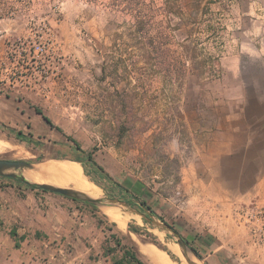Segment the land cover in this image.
<instances>
[{"label":"rangeland","instance_id":"rangeland-1","mask_svg":"<svg viewBox=\"0 0 264 264\" xmlns=\"http://www.w3.org/2000/svg\"><path fill=\"white\" fill-rule=\"evenodd\" d=\"M4 91L41 114L23 131L0 122V158L77 161L94 191L137 211L144 202L187 243L208 228L198 189L209 131L224 121L264 130V0H0ZM16 145L30 159L10 157ZM127 226L139 232H123L124 244L188 264L170 235L139 216Z\"/></svg>","mask_w":264,"mask_h":264},{"label":"crops","instance_id":"crops-1","mask_svg":"<svg viewBox=\"0 0 264 264\" xmlns=\"http://www.w3.org/2000/svg\"><path fill=\"white\" fill-rule=\"evenodd\" d=\"M8 94H0V122L18 124L23 131L24 122L38 114ZM207 147L208 188L198 191L207 192L201 195L207 197L208 228L187 237V243L203 264H264V130L224 121L209 131ZM237 208L241 210L235 212ZM130 216L125 230H113L94 206L0 176V264H113L123 248H132L142 264L159 263L156 255H145L148 243H140L142 248L124 244L123 232L129 240L134 234L129 220L138 218ZM157 252L168 258L165 264H177L165 251Z\"/></svg>","mask_w":264,"mask_h":264},{"label":"bare ground","instance_id":"bare-ground-1","mask_svg":"<svg viewBox=\"0 0 264 264\" xmlns=\"http://www.w3.org/2000/svg\"><path fill=\"white\" fill-rule=\"evenodd\" d=\"M8 155L10 157L17 158V159L18 158L19 159H30V156L32 154L29 151H27L24 148V146L16 145V146L9 147ZM35 170H39V171L41 170V172L44 171L45 172L44 174H46V176H43L42 174L34 173ZM21 176L28 182L38 183V184L46 183V185H49L52 187L70 189L74 191L76 194L86 197V198L95 199V200L102 198V192L101 194H99L98 192L94 191L93 187L90 186L88 179L81 173L80 164L77 162L52 160V161H48V163L43 165V167L41 168L33 165L30 170H23L21 172ZM100 209H101L102 214H104L107 217V219L115 223L118 229L122 231L125 230L126 221L131 214H127L121 211L120 208L113 207V206L111 207L102 206L100 207ZM132 241L134 244L142 248V246L139 245L140 243L137 240L132 239ZM175 247L182 255L181 250L176 244H175ZM146 248H147L146 249L147 251L145 253L146 256L151 258V255H156L157 257L162 259V260H159L160 261L159 263L156 261V264H165V262L167 263V261L165 260H167L168 258L163 259V257H166V256L161 255L160 253L157 252L161 250H159L152 244H148ZM163 254L166 255L165 252H163ZM186 261H188V263L190 264H202L201 261H198L193 256H190L188 259H186Z\"/></svg>","mask_w":264,"mask_h":264},{"label":"water","instance_id":"water-1","mask_svg":"<svg viewBox=\"0 0 264 264\" xmlns=\"http://www.w3.org/2000/svg\"><path fill=\"white\" fill-rule=\"evenodd\" d=\"M55 160L68 161L65 159H55ZM73 162H77V161H73ZM77 163H79V162H77ZM33 165L34 164L29 162V161L10 160V159L0 158V176L5 177V178H9V179L17 180V181L23 183L24 185H35L40 190L59 194L63 197H67V198L76 200L78 202L94 206L96 208H100L102 206H104V207L113 206V207H119L121 209V211H123L127 214L138 215L140 218H142L143 221H145V222L151 224L152 226L156 227L161 232L166 233V234L170 235L171 237H173L176 240V245L181 250V253H182L185 261L190 256H193L198 261H201V259L197 258L194 255L193 251L188 246V244L185 242V240H183L178 234H176L172 231L171 226H169L168 224H165V223H159V222L154 221L152 219L153 215L151 213H149L147 210H143L141 208L140 204H138V205H139L140 209L142 210V212H141V210L137 211V210L133 209L132 208L133 205H130L127 201H122L120 199L109 198L107 196L102 195L101 199L95 200V199H90V198L80 196L70 189L56 188V187H52V186H49L46 184H38V183L28 182L27 180H25L21 176V172L23 170H30ZM19 171H21V172L19 174H16V172H19ZM86 178L88 180H90L98 188H100L99 185L96 184L94 181H92L90 178H88V177H86ZM131 202L133 204L134 201H131ZM186 262L188 263V261H186ZM188 264H190V263H188Z\"/></svg>","mask_w":264,"mask_h":264},{"label":"trees","instance_id":"trees-1","mask_svg":"<svg viewBox=\"0 0 264 264\" xmlns=\"http://www.w3.org/2000/svg\"><path fill=\"white\" fill-rule=\"evenodd\" d=\"M36 113L38 114V115H40L41 114V112L39 111V110H36ZM42 119L47 123V125H49V126H52V124H51V122H50V120L49 119H47V118H45V117H42ZM70 141H72V140H70ZM73 142V141H72ZM73 144L77 147V149H78V146H77V144L75 143V142H73ZM88 160L92 163V160H91V158H90V156H88ZM93 164V163H92ZM94 165V164H93ZM97 176L98 175H103L104 176V174H103V171L100 169V168H97V174H96ZM26 187H28V188H30V189H36V190H40L37 186H35V185H25ZM40 191H43V190H40ZM71 200H73V199H71ZM73 201H76V200H73ZM76 202H78V201H76ZM130 205H133L132 204V202L130 201V200H128L127 201ZM140 204V206H141V208L143 209V210H147L149 213H152V211H151V209L148 207V206H146V204L144 203V202H141V203H139ZM171 229H172V231L174 232V233H176V234H178V232L174 229V228H172L171 227ZM128 230L130 231V232H132V233H134V234H138V232H139V230L137 229V227H131V226H128ZM114 238V237H113ZM120 238V237H119ZM118 237L117 238H115V241H116V247L117 246H120V239H119ZM191 250L193 251V253H194V255L197 257V258H199V259H201V257L197 254V252L194 250V249H192L191 248ZM163 251H165L166 253H167V255L168 256H170V254L166 251V250H163ZM113 264H142L138 259H137V257H136V254H135V251L132 249V248H123V253H122V256L119 258V259H117L115 262H113Z\"/></svg>","mask_w":264,"mask_h":264}]
</instances>
